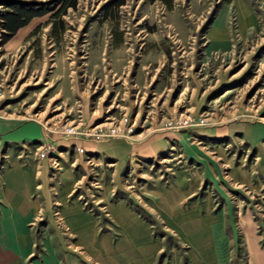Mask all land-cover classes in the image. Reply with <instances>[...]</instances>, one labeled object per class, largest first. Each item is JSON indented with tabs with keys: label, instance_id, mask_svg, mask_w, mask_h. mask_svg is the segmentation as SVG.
<instances>
[{
	"label": "rangeland",
	"instance_id": "1",
	"mask_svg": "<svg viewBox=\"0 0 264 264\" xmlns=\"http://www.w3.org/2000/svg\"><path fill=\"white\" fill-rule=\"evenodd\" d=\"M22 1L51 10L9 35L0 5V120L17 131L0 141V171L37 168L54 217L65 181L108 228L106 204L123 200L166 237V257L177 244L158 209L183 182L196 190L182 208L264 245V3L242 0L257 18L243 30L233 0ZM226 7L229 42L213 49ZM239 241L232 261L245 264Z\"/></svg>",
	"mask_w": 264,
	"mask_h": 264
},
{
	"label": "crops",
	"instance_id": "2",
	"mask_svg": "<svg viewBox=\"0 0 264 264\" xmlns=\"http://www.w3.org/2000/svg\"><path fill=\"white\" fill-rule=\"evenodd\" d=\"M232 3L239 29L257 23L242 0ZM227 7L212 23L209 44L213 49H223L229 42ZM4 125L0 120V141L16 142L17 131L2 133ZM41 179L43 175L31 165L13 162L0 171V264H182L181 256L185 264H234L232 254L240 238L245 264H264V245L252 229L242 227L228 235L221 213L197 205L182 208L196 190L183 182L166 191L158 209L178 245L169 244L168 259L166 237L157 236L155 227L123 200L106 204L108 228L99 215L70 199L72 185L65 181L56 198L59 210L54 217L53 199ZM42 215L47 228L36 233L35 221Z\"/></svg>",
	"mask_w": 264,
	"mask_h": 264
},
{
	"label": "trees",
	"instance_id": "3",
	"mask_svg": "<svg viewBox=\"0 0 264 264\" xmlns=\"http://www.w3.org/2000/svg\"><path fill=\"white\" fill-rule=\"evenodd\" d=\"M63 2L65 6H75L77 0H57ZM122 2V0H119ZM45 1L36 3L35 1L22 0H0V5L8 8L2 15V27L9 35L13 34L17 29L24 26L32 17L43 15L51 10L49 4Z\"/></svg>",
	"mask_w": 264,
	"mask_h": 264
}]
</instances>
